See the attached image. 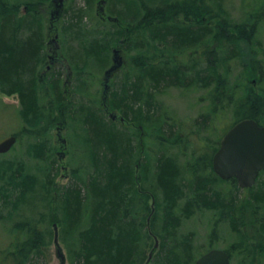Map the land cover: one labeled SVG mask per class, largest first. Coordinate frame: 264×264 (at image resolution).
<instances>
[{
	"label": "trees",
	"instance_id": "16d2710c",
	"mask_svg": "<svg viewBox=\"0 0 264 264\" xmlns=\"http://www.w3.org/2000/svg\"><path fill=\"white\" fill-rule=\"evenodd\" d=\"M50 1L22 0L27 9L24 16L18 15L20 4L17 0L12 6H0V91L8 96H17L20 102L17 114L23 128L14 133L18 141L25 134L36 139L48 135L49 130L43 124L51 116L49 111L61 110L66 118L70 106L71 121L77 122L78 128L84 132L79 137L87 148L88 159L81 158V162H76L71 173L72 181L67 185L57 184L56 176L51 178L47 175L45 196L37 204L34 215L22 214L12 227L9 246L0 248V264H39L40 259L46 260L45 248L55 235L51 229L54 211L57 212L60 237L67 245L71 264H146L156 238L160 245L149 264H195L214 247L210 244L204 252L194 244L196 233H183L182 229L187 221L203 210L221 212L220 218H223L222 214L227 215L233 230L240 234L233 250L226 249L231 258L242 256V264H264V218H259L264 206V183L261 187L248 189L250 195L238 203L232 194L235 189L239 191L238 185L232 179L230 181L235 189L229 200H223L222 192L216 189L222 181L213 169L199 164L203 158L188 164L193 166L189 181L188 176L183 177V166L161 152L156 156L153 168L155 188L148 186L146 177L150 166L148 163L144 165L145 159L139 160L140 135L109 118L99 99L94 98L96 93L86 92V95L80 96L88 87L89 76L84 78L87 66L97 65L101 70L107 67L112 44V41H104L105 36L97 39L87 31L84 32L87 36L81 37L85 11L76 13L71 19L74 26L71 33H74L79 51V55L73 56L74 61H71L77 75L71 101H67L61 89L64 72L49 78L43 74L48 63L43 8ZM214 1L217 4L221 2ZM91 2L85 0V4ZM2 3L0 0V5ZM118 4H122L120 9L126 13L123 18L131 26L138 22L140 28L146 31L150 28L152 32L149 38L142 36L143 33L137 29L128 34L120 31L114 36V44L121 43L128 35L129 40L135 38L139 44L146 41L156 47L172 46L178 51H190L213 42L218 43L220 48H230L220 62L241 57L246 65L248 62H259L255 25L232 24L223 13L222 6L214 10L207 0H140L135 4L120 0L116 7ZM208 17H219L220 21L212 27L204 20ZM119 18V21L122 20V17ZM220 48L218 51L222 55ZM248 50H251L252 61L248 60ZM133 63L136 68L150 66L151 56L140 51ZM197 64L195 62L192 66ZM195 77L196 85L202 82L204 87L209 88L214 83L209 76L206 78L196 73ZM188 81L184 67L170 68L167 62L151 65L149 70L131 82L123 80L116 86L118 95L114 96L116 90L112 93L111 98L114 97L109 104L110 110L119 111L128 123L151 124L158 128L154 139L159 146L179 145V141L175 140L177 124L171 127L163 122L152 107L151 96L164 87L191 86ZM48 89L55 95L51 107L44 100ZM246 118L261 124L254 116ZM56 119L57 116H53L52 120ZM45 146L40 142L34 143L28 153L38 159L43 158ZM180 147L183 149V145ZM138 168L141 169L139 177L136 174ZM13 174L9 176V183L13 179L22 180V203L26 204L28 192L34 189L32 182L23 167ZM24 185L32 188L28 190ZM13 187L17 189L15 182ZM189 191L191 193L187 195ZM50 197L52 199L49 200ZM243 227L255 229L254 235L245 233Z\"/></svg>",
	"mask_w": 264,
	"mask_h": 264
},
{
	"label": "rangeland",
	"instance_id": "374dc122",
	"mask_svg": "<svg viewBox=\"0 0 264 264\" xmlns=\"http://www.w3.org/2000/svg\"><path fill=\"white\" fill-rule=\"evenodd\" d=\"M2 1L1 7H4L6 4L12 6L16 2V0ZM128 1L133 4L140 2V0ZM144 1L147 2V0ZM207 1L211 3L214 10L222 6L223 13L227 15L228 20L232 24L236 23L242 26L250 23L255 25L257 33L255 47L259 49L257 58L259 62L254 64L248 62L246 65L243 57L220 62L219 60L224 57L223 55H228L225 52H230V48L228 46L220 48L218 43L213 42L212 45L207 42L206 45L190 51H178V49L172 46L169 48H165V46L163 48L162 46L156 47L154 44H148L146 41L139 44V41L135 38L129 40L128 35L127 38L122 39L121 43L119 41L114 44L113 42L116 39L114 36L120 31L127 32L128 34L137 29L143 33L142 36L149 38L152 32L150 28H147V31L143 27L140 28L141 26L138 22L134 26H131L128 21L124 20L123 17L126 16V13L123 9H120L122 4H118V7H116L120 0H92L91 4H85V0H67L65 6L57 14L55 11H58L57 6L60 3L58 0H51L43 8L48 63L42 72L48 78L54 75L57 76L59 72H64L61 89L68 102L71 101L77 84L76 71L73 69L74 65L71 64V61H74L73 56L79 55V51L74 41V26L71 24V19L78 12H86L81 37L87 36L84 33L87 31L94 38L99 39L105 36L106 40L104 41H112V44H110L111 48L108 51L110 56L109 65L103 70L97 65L87 66L84 78L89 76L87 78L88 87H85L80 96L86 95V92H90L92 95L96 93V97L94 98H98V102L101 103L104 74L113 63L112 53L116 48L122 50L121 56L125 59V65L111 81L110 104L111 99L118 95V87L116 89V86H119L123 80L131 82L134 78L149 70L151 65L167 62L170 68L184 67L191 86L164 87L161 92L151 96L153 100L152 107L163 118V122L166 121V124L171 127L177 124L175 131L177 138L175 140L179 141V145L159 146L157 140L154 139L158 128L151 124L145 125L133 122L121 124L123 127L126 126L131 131L133 130L140 135L139 160L143 158L146 160L144 165L149 164V172L146 178L149 181L148 186L150 185L154 188L156 177L153 168L156 163L155 158L159 153L165 152L176 159L177 163L183 166V177L188 176V180L190 181L192 172L190 168L193 166L188 164H194L203 158V161L199 164H202L205 168L207 166L208 169H213V155L220 147L225 134L235 125L234 123L246 117L254 116L264 125V0H221L220 4H217L215 1L212 2L213 0ZM17 3L20 4L18 15L24 16L27 9L22 5V0H17ZM114 17L118 18L117 22L116 20H109ZM119 17H122V20L119 21ZM219 19V17L213 19L208 17L204 20L210 26L215 27L220 21ZM71 30H73V34ZM225 45L227 44L225 43ZM219 48L223 51L222 55L218 51ZM140 51L149 53L152 60L150 66L136 68L133 65V60ZM246 53H248L249 61L254 60L251 56V50H248ZM56 56L64 57V63L52 62L50 60ZM211 61L212 63L210 64ZM195 62H198V64L193 67L192 65ZM196 73L201 74V76L204 75L206 78L209 76L210 80L214 82L213 85L209 88L204 87L202 82L196 85ZM193 77L195 78L194 80L192 79ZM89 87L90 90L88 89ZM114 91V96L111 98ZM45 96V104L51 107L50 103H53L55 100L53 91L48 89ZM80 96H78V99ZM20 108L17 96H8L0 91V142L13 136L14 133L22 131L23 123L18 117L19 114H17V109L19 110ZM112 111L122 116L119 111L115 109H112ZM49 112L51 116L45 119L43 124L49 130L48 135L42 136L41 139L33 138L27 134L22 135L9 153L0 154L1 249H6L9 246L11 229L19 219L23 215H34L33 213L37 211V204L41 202L40 200L46 193L45 184L47 175H51V178L56 176L57 184L67 185L72 181L71 173L76 162H81V158L88 159L87 148L82 143L83 139L79 137L84 132L80 127L78 128L79 124L77 125V122L71 121V107L69 106L66 118L61 110ZM55 115L57 119L52 120ZM38 142L46 144L44 151H42L45 155L39 159L28 153L30 146ZM182 145L183 149L180 147ZM21 167L24 168L25 174L29 176L32 182L31 185L34 187L33 190H30L32 187L24 185L25 188L30 190L26 204L22 203V199L24 198L23 192H21L22 180L13 179V182L9 183V176H14L13 173L17 169L21 170ZM136 174L138 177L140 176V168L137 169ZM220 181L222 182L217 184L216 189L222 192L223 200H229L233 189H235L233 182L222 179ZM14 182L17 184V189L13 187ZM263 183L264 175L260 176L254 187H259ZM238 190L235 189L232 194L235 195L239 203L250 194L247 192L248 189L243 190L239 186ZM190 193L189 191L187 195ZM20 195L22 196L21 200L19 199ZM261 212L264 214V206L261 207ZM220 213L218 211H199L195 214L194 218L184 224L182 232L196 233L194 244L199 245L204 252L209 249L210 244L217 249L233 250V246L238 243L241 236L233 230L228 216L222 214L223 218H220ZM262 213L259 214L261 220L264 218ZM56 214L57 212L54 211L51 222L53 232L54 224H58L59 231L61 230ZM242 229L245 233L254 235L255 229L248 227H243ZM211 235H213L212 238H210ZM59 241L67 259L66 264H71L66 243L61 237ZM45 254L46 260L40 259L39 264H61V260L57 254V246L54 243V237L45 248ZM242 260H244L242 256L235 255L231 258V264H242Z\"/></svg>",
	"mask_w": 264,
	"mask_h": 264
},
{
	"label": "water",
	"instance_id": "95a60500",
	"mask_svg": "<svg viewBox=\"0 0 264 264\" xmlns=\"http://www.w3.org/2000/svg\"><path fill=\"white\" fill-rule=\"evenodd\" d=\"M59 1L60 5L57 6L58 11H55L56 14L60 13L59 11L63 8L65 2V0ZM121 52L119 49L113 50V64L104 74L103 105L109 113L108 98L111 91L110 82L115 73L125 65V60L121 56ZM110 117L113 120H118V116L115 113H110ZM119 120L124 122L125 118H119ZM17 142V136H11L0 142V154L9 153ZM212 162L214 172L222 180L228 181L233 178L237 180L238 186L241 189L252 188L257 183L260 173L264 171V126H261L258 122L251 119L237 123L225 135L219 150L213 156ZM150 220L151 218L148 220L149 224ZM54 232V243L57 246L58 257L61 260V264H66L67 259L59 241L60 233L58 224H54ZM159 245L160 242L156 238L155 247L150 252L146 264L150 263ZM195 264H231V259L229 253L225 250L213 249L202 255Z\"/></svg>",
	"mask_w": 264,
	"mask_h": 264
},
{
	"label": "flooded vegetation",
	"instance_id": "af4514ba",
	"mask_svg": "<svg viewBox=\"0 0 264 264\" xmlns=\"http://www.w3.org/2000/svg\"><path fill=\"white\" fill-rule=\"evenodd\" d=\"M103 2V1H102ZM104 18V17H103ZM113 19V18H112ZM60 56H56V57H53V58H51L50 60H52L53 62H58V63H60V58H59ZM115 76V75H114ZM113 76V77H114ZM102 101H104V96H103V90H102ZM250 118H246V119H243V120H249ZM251 120H254V119H251ZM256 121V120H255ZM256 122H258V121H256ZM259 123V122H258ZM260 124V123H259Z\"/></svg>",
	"mask_w": 264,
	"mask_h": 264
},
{
	"label": "bare ground",
	"instance_id": "6f19581e",
	"mask_svg": "<svg viewBox=\"0 0 264 264\" xmlns=\"http://www.w3.org/2000/svg\"><path fill=\"white\" fill-rule=\"evenodd\" d=\"M168 17V16H167ZM173 19V18H172ZM165 21H166V19H165Z\"/></svg>",
	"mask_w": 264,
	"mask_h": 264
}]
</instances>
